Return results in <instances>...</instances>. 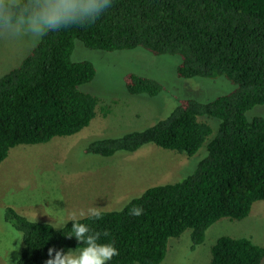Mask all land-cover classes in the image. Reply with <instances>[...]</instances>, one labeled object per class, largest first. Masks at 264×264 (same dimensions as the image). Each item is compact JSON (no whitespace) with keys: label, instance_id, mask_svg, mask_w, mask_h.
<instances>
[{"label":"trees","instance_id":"16d2710c","mask_svg":"<svg viewBox=\"0 0 264 264\" xmlns=\"http://www.w3.org/2000/svg\"><path fill=\"white\" fill-rule=\"evenodd\" d=\"M103 52L141 49L176 57L178 78H222L234 88L210 101L180 98L154 124L90 141L85 153L111 157L146 145L188 157L204 155L181 180L149 187L122 209L80 218L118 250L109 264H162L170 239L190 231L194 248L218 220L245 219L264 201V117L249 116L264 105V0H114L94 24L51 33L0 77V165L11 149L70 137L86 129L108 105L82 90L96 76L91 61L72 56L75 42ZM131 95L156 97L163 84L130 73ZM143 209L129 214L133 206ZM6 220L20 233L15 264H44L48 249L77 247L71 221L55 228L8 208ZM107 231L108 235L103 233ZM54 254V252H53ZM210 264H264V246L247 238L219 237Z\"/></svg>","mask_w":264,"mask_h":264},{"label":"rangeland","instance_id":"374dc122","mask_svg":"<svg viewBox=\"0 0 264 264\" xmlns=\"http://www.w3.org/2000/svg\"><path fill=\"white\" fill-rule=\"evenodd\" d=\"M34 45L25 35L13 37L0 30V77L16 67ZM72 58L94 64L96 76L82 90L109 104L108 113L99 112L79 134L10 150L0 165V264H15L22 247V240L17 244L20 233L5 218L8 208L61 228L73 213H83L80 219L91 210H120L149 187L181 180L204 155L203 148L188 157L146 145L133 153L100 157L85 153L90 141L144 129L165 117L180 98L210 101L234 88L222 78H178L176 57L153 56L141 49L108 53L87 49L77 41ZM130 73L160 81L164 91L156 97L129 94L123 81ZM255 115L264 117V105L249 113ZM189 234L185 231L169 240L162 264H210L211 247L221 236L247 238L264 246V201L255 202L243 220H218L206 231L204 242L194 248Z\"/></svg>","mask_w":264,"mask_h":264},{"label":"clouds","instance_id":"9594fccd","mask_svg":"<svg viewBox=\"0 0 264 264\" xmlns=\"http://www.w3.org/2000/svg\"><path fill=\"white\" fill-rule=\"evenodd\" d=\"M113 3L114 0H0V30L13 37L25 35L38 43L51 33L94 24ZM142 211L141 207L133 205L129 214L139 216ZM83 215L73 213L58 226L65 227L71 221L66 237H74L77 247L67 251L50 247L44 264H109L118 255L113 242H102L100 232L80 222L79 217ZM100 215L91 210L88 218L99 219ZM103 235L107 236V231ZM21 240H17V244Z\"/></svg>","mask_w":264,"mask_h":264}]
</instances>
